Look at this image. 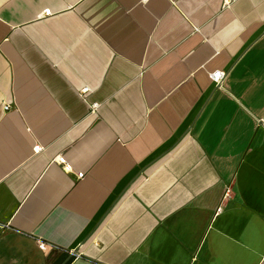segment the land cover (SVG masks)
<instances>
[{
  "label": "crops",
  "instance_id": "1",
  "mask_svg": "<svg viewBox=\"0 0 264 264\" xmlns=\"http://www.w3.org/2000/svg\"><path fill=\"white\" fill-rule=\"evenodd\" d=\"M263 31L264 0H0V264H264Z\"/></svg>",
  "mask_w": 264,
  "mask_h": 264
},
{
  "label": "built area",
  "instance_id": "2",
  "mask_svg": "<svg viewBox=\"0 0 264 264\" xmlns=\"http://www.w3.org/2000/svg\"><path fill=\"white\" fill-rule=\"evenodd\" d=\"M232 1H233V0H223V5H224V6H229L230 3H231ZM43 14L46 16V15H51L52 13H51L50 9H46V10L43 11ZM262 36L264 37V31H263V33H262ZM224 76H225L224 71H220V70H218V71H214V72H212V73L210 74L211 80H212L213 82H215V83H218L219 81H221V80L223 79ZM86 91H87V88H86V87L82 89V92L85 93ZM96 106H97V104H93V105H92V108L95 109ZM4 109H5V110L9 109L8 105H5V106H4ZM35 148L38 149V147H35ZM56 160H57V162H58L59 164H64V168H65V169H68V168H69V166H68L67 164H65V159H64L63 157H57ZM218 209H219V211H220L221 208H218ZM218 209H217V211H218ZM39 247H40L41 249H44V248H45V244H44V243H39Z\"/></svg>",
  "mask_w": 264,
  "mask_h": 264
}]
</instances>
